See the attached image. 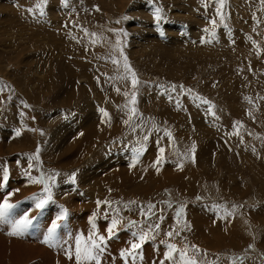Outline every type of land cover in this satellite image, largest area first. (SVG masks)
Segmentation results:
<instances>
[{
  "label": "rangeland",
  "instance_id": "obj_1",
  "mask_svg": "<svg viewBox=\"0 0 264 264\" xmlns=\"http://www.w3.org/2000/svg\"><path fill=\"white\" fill-rule=\"evenodd\" d=\"M206 2L47 0L40 15L41 0H0V175L9 176L0 202L19 189L12 215L37 217L24 237L0 225V264H73L40 241L62 207L60 235L87 236L97 200L111 202L99 209L101 234L112 215L122 219L102 264H123L131 233L150 228L143 251L158 264L169 244L198 264H264V0H225L223 23ZM120 49L141 82L127 124L132 88ZM37 149L40 162L29 161ZM26 170L61 173L43 212L30 199L42 185Z\"/></svg>",
  "mask_w": 264,
  "mask_h": 264
},
{
  "label": "snow or ice",
  "instance_id": "obj_2",
  "mask_svg": "<svg viewBox=\"0 0 264 264\" xmlns=\"http://www.w3.org/2000/svg\"><path fill=\"white\" fill-rule=\"evenodd\" d=\"M45 3H47V0H41V3L36 5V8L39 10L40 15L44 14ZM202 3L205 9L209 7V4L206 2V0H202ZM214 3L217 6L216 15L220 17L221 23H223L224 14L222 12V8L224 6L225 0H214ZM28 11L32 12L33 9L29 8ZM163 11L164 10L162 7H156L154 9L153 16L157 25H159L165 19L163 15ZM210 24L212 25V31L210 35L211 37L215 38L216 36L215 28L217 26L216 20L215 19L210 20ZM224 27H227V25L225 24ZM204 31L208 32L209 30L205 28ZM161 34L163 35V33ZM124 35H127V33H124ZM201 42L206 43L211 41L202 40ZM117 45L119 46V40L117 41ZM120 54L121 56H123V49H120ZM123 59H124L123 66L125 72L128 75L121 77V79H130L131 88H132V92L129 100V104L131 105V107L129 108V118L128 120L125 121V123L127 124L137 115V108L135 107V105L137 104L138 86L140 85L141 82L137 78L136 73L131 69L127 57L123 56ZM112 63L119 65L120 61L118 59L113 58ZM174 89L175 86H173V90ZM116 91L117 93H120L119 88H117ZM123 95L125 97H129L128 92H124ZM195 99L201 100V102L204 104H210L208 100L203 99L199 96L195 97ZM25 107H27V105H25ZM125 107H128V105H125ZM213 107L214 105H210L208 112L210 115L215 117L216 114L214 111H212ZM99 111L102 113V116L105 118V120L110 121L109 113L105 109L101 108L99 109ZM21 115H23V113ZM234 134H238V132ZM15 135L19 137L21 135V132L17 130ZM167 135L171 136V133L168 132ZM145 139H147V137ZM133 151L137 154V156H139V154H141L144 151V147L143 145H141V147L135 148L133 149ZM192 151L195 152V144H193L192 146ZM159 153L160 155L157 157L156 165L163 162L164 148H160ZM28 159L29 161H36L37 163H39L40 162L39 149H37L35 154L29 156ZM130 166L134 167L135 165L133 163ZM32 167H33L32 163H29L28 168L31 169ZM24 175L28 178L29 184L42 185L41 191L39 193H33L30 199L34 201L35 208L40 212H43L45 206L48 205L50 202H53V188L56 186L57 177H59L61 173L53 172L51 174H46L43 171H41L38 176H33L30 171L26 170L24 172ZM76 175H77L76 172H73L70 176H68V180L72 184H76ZM8 180H9L8 173L7 171H4L3 174L0 175V188H4L7 185ZM18 191L19 189H15L13 191L7 192L2 202H0V225H6L10 229L6 233L7 235L14 237H24L26 234L30 232V230L34 229L35 227L34 221L37 219V217L31 216L27 212H25L23 215L19 217L12 215V210L16 208L17 205L10 203V199ZM96 203H97V212H94L89 217L90 230L87 236H85L83 232L78 233L75 236H72L70 232L66 231V235H68L70 239L73 241V243H69L68 239H64L60 235L58 230L62 228H66V226L63 225L62 222L65 221L68 217V210L62 207L60 214L57 215L55 219L51 222V225L48 227L46 234L44 235L43 239L40 242L49 248L59 249L63 251L66 258L69 261H72L73 264H102V258L104 257L105 253L108 251L109 241L119 238L122 219L118 218V214L112 215L110 222L108 223L107 228L105 230L107 235L101 234L97 225V219L98 216L100 215L99 209L102 204L111 207V202L107 200L104 201L97 200ZM153 207H154L153 205H149V211ZM183 213H184V206L181 205L176 213L178 224L181 222L180 217H182ZM141 214L146 215L143 211ZM228 215H231V213H228ZM103 218L109 219L107 212L103 214ZM160 219L163 220V217H161ZM135 223H136L135 221H130L127 225H123V227L124 229H128L133 227ZM154 227L155 229L158 230L160 225L156 224ZM151 230H152L151 228L149 229V231H144L143 229H141L139 231L131 233V239L127 241L129 247L122 248L119 252V256L123 261V264H136L137 261H141V262L143 261L144 245L150 239H154V237L149 235V232ZM176 234L178 235L179 233ZM167 235L171 237L173 235V232L169 231ZM167 247L168 250L164 254V259L160 260L159 264H165V261H173L174 264H198V262L194 258L189 257L187 255L186 250H179L174 244H169ZM197 251L199 250L197 249ZM177 253H178V259H176V255H175ZM113 259H115V257H113Z\"/></svg>",
  "mask_w": 264,
  "mask_h": 264
},
{
  "label": "bare ground",
  "instance_id": "obj_3",
  "mask_svg": "<svg viewBox=\"0 0 264 264\" xmlns=\"http://www.w3.org/2000/svg\"><path fill=\"white\" fill-rule=\"evenodd\" d=\"M184 136V135H183ZM202 148V147H201ZM150 159V158H149ZM142 161V160H141ZM147 164V163H146ZM152 166V165H151ZM151 169V168H150ZM147 170H149V169H147ZM205 239V238H204ZM218 241V240H217ZM218 243V242H217ZM217 243H215L216 245H217ZM222 243V242H221ZM218 246V245H217ZM143 255H144V257H146L147 258V261H146V258H144L143 259V261L141 262V261H137V264H158V261L155 259V258H149V254H148V252H144L143 251ZM60 260H62V259H59L58 258V262H60ZM141 262V263H140ZM43 264H44V262H43ZM65 264H67V261L65 262ZM72 264V263H71Z\"/></svg>",
  "mask_w": 264,
  "mask_h": 264
},
{
  "label": "crops",
  "instance_id": "obj_4",
  "mask_svg": "<svg viewBox=\"0 0 264 264\" xmlns=\"http://www.w3.org/2000/svg\"><path fill=\"white\" fill-rule=\"evenodd\" d=\"M66 77V76H65ZM68 77V76H67ZM67 77H66V80H67ZM178 179V178H177Z\"/></svg>",
  "mask_w": 264,
  "mask_h": 264
}]
</instances>
